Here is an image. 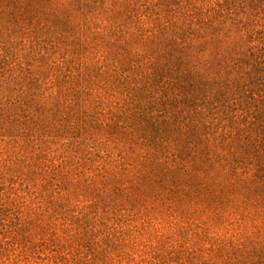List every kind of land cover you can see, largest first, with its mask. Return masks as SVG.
I'll return each mask as SVG.
<instances>
[{"label":"rangeland","instance_id":"obj_1","mask_svg":"<svg viewBox=\"0 0 264 264\" xmlns=\"http://www.w3.org/2000/svg\"><path fill=\"white\" fill-rule=\"evenodd\" d=\"M236 1L164 0L159 42L132 46L155 70L128 81L60 15L0 14L1 107L38 113L0 107V264H264V85L233 69L255 18ZM193 16L216 20L195 37Z\"/></svg>","mask_w":264,"mask_h":264},{"label":"trees","instance_id":"obj_2","mask_svg":"<svg viewBox=\"0 0 264 264\" xmlns=\"http://www.w3.org/2000/svg\"><path fill=\"white\" fill-rule=\"evenodd\" d=\"M163 1L159 0L156 3L149 0H0V14L11 12L17 14L21 10L23 12L27 11L29 14L45 15L56 13L60 15L69 24L71 23L72 26L79 27V39L83 40L85 44H88V48L97 49V51L91 52L95 57L93 58L94 66L99 64L98 68H100V65L106 67L109 64L112 65L114 61L115 64L113 66H116L118 61H125L124 65H126L127 72L125 68H122L120 74L123 80L128 81L130 77L128 74L129 67L145 74L148 68L152 70L156 67L154 61L156 56H148L149 65L140 66L138 60L134 58L143 56V54L140 48L134 49L132 46L137 45L141 47L143 45L147 46L153 41L159 42L160 29H165V25L163 28V22L161 20L163 12L167 7ZM236 2L235 0V6ZM247 2L248 8L255 12L254 24L248 30V34L250 33V43L247 49L243 50L241 55L239 54V60L233 63V69L240 83L248 84L249 81L254 80L261 87L264 85V34L261 30L257 29V23L260 21L261 15H264V0H242L240 2L242 11L243 8L244 11L248 9L246 7ZM229 13L234 14L235 12L229 11ZM220 17H223V15H220ZM229 17L228 14V19H230ZM148 19L152 23H158L156 26L159 29V35L156 32L157 29H150ZM215 20L216 17L211 18L206 24V28L200 22V28L197 29L196 25L199 24V21L196 16H193L188 26L190 34L197 37L196 33L198 30V33L204 29L209 31L214 26ZM192 36H188V44L191 43ZM100 46H104L105 50L99 52L98 48L100 49ZM130 47L132 52L127 51L125 59L124 50ZM122 53H124L123 56ZM96 58L98 61L95 60ZM49 65L52 67H54L53 65L59 66L56 61H52ZM146 82L144 81L145 85ZM145 85L140 86V88L147 90ZM45 86L47 85L43 84L41 88ZM178 96L182 98L179 93H177ZM5 99L7 100L6 106L11 105L17 107L25 113L26 117L37 118V110L34 112L32 106L23 102L20 96ZM6 106L2 107L5 108ZM39 107H42V104H39L37 108L39 109ZM226 140L222 144L223 149L227 147L232 148L233 144H226Z\"/></svg>","mask_w":264,"mask_h":264}]
</instances>
